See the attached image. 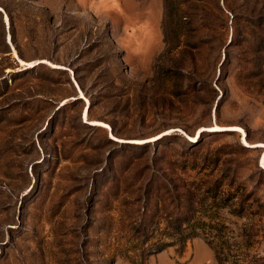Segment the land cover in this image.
Returning <instances> with one entry per match:
<instances>
[{
  "label": "rangeland",
  "instance_id": "1",
  "mask_svg": "<svg viewBox=\"0 0 264 264\" xmlns=\"http://www.w3.org/2000/svg\"><path fill=\"white\" fill-rule=\"evenodd\" d=\"M253 4L0 0L9 82L0 83V264H35L51 252L74 264L84 241L110 264H132L142 246L130 228L143 218L148 187L177 181L180 166L199 180L194 168L205 156L217 155V166L264 203V96L236 79L237 47L217 42L231 34L225 6L250 25ZM148 210L147 219L152 198ZM240 214L226 217L234 231L257 232L248 246L264 262V211ZM144 264L218 261L194 236Z\"/></svg>",
  "mask_w": 264,
  "mask_h": 264
},
{
  "label": "trees",
  "instance_id": "2",
  "mask_svg": "<svg viewBox=\"0 0 264 264\" xmlns=\"http://www.w3.org/2000/svg\"><path fill=\"white\" fill-rule=\"evenodd\" d=\"M253 1V18L250 25L235 22L236 12L225 6V12L228 11L234 18L232 25H227V29L231 28V34L229 40L221 36L217 42L221 47L231 44L237 47L236 65L239 71L236 79L248 90L256 89L264 96V0ZM223 27L226 29V26ZM209 29L215 30L214 26ZM198 51L197 40H190L192 65H197L199 61ZM171 70L160 68L161 74L170 73ZM209 78L212 79L211 76ZM0 83L9 86L5 66L0 69ZM212 90L214 91V88ZM217 160V155L214 156L213 162L205 156L204 161L207 162L194 168L202 175L199 180L190 181L188 177H182L181 174H186L189 166H180L177 170V181L157 186L155 191L148 187L145 192L148 198L143 206V218L138 225L130 228L134 238L140 239L139 244L142 246L140 250L136 248L129 256L132 264H144L149 253L161 251L171 245L181 249L187 240L194 236H202L206 240L218 264H264L257 253L250 252L248 246L257 232H251L250 227L245 224L241 231H234V221L226 217L228 212L239 216L240 212L247 208L252 211H264V203L256 196L250 198L252 196L247 195L245 185L235 182V171L221 170L217 166ZM151 198L154 200L155 214L147 219ZM249 200L250 204H247ZM85 244L86 241L81 242L75 251L78 256L74 264L111 263L102 250L86 249ZM63 255L51 252L48 258H43L35 264H68L69 259L58 260Z\"/></svg>",
  "mask_w": 264,
  "mask_h": 264
}]
</instances>
